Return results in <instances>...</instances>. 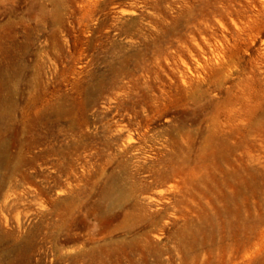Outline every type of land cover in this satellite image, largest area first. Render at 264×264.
Wrapping results in <instances>:
<instances>
[{
	"label": "rangeland",
	"instance_id": "1",
	"mask_svg": "<svg viewBox=\"0 0 264 264\" xmlns=\"http://www.w3.org/2000/svg\"><path fill=\"white\" fill-rule=\"evenodd\" d=\"M0 264H264V0H0Z\"/></svg>",
	"mask_w": 264,
	"mask_h": 264
},
{
	"label": "bare ground",
	"instance_id": "2",
	"mask_svg": "<svg viewBox=\"0 0 264 264\" xmlns=\"http://www.w3.org/2000/svg\"><path fill=\"white\" fill-rule=\"evenodd\" d=\"M3 117V116H2ZM9 159H10V157H9ZM175 165V164H174ZM9 166V165H8ZM177 166V165H176ZM177 170V169H176ZM180 177V176H179ZM192 180V179H191ZM198 229V228H197Z\"/></svg>",
	"mask_w": 264,
	"mask_h": 264
}]
</instances>
